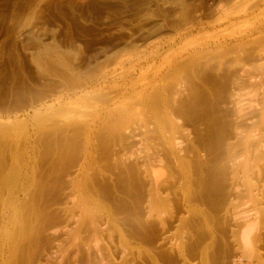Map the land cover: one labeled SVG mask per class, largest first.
<instances>
[{"label":"rangeland","instance_id":"obj_1","mask_svg":"<svg viewBox=\"0 0 264 264\" xmlns=\"http://www.w3.org/2000/svg\"><path fill=\"white\" fill-rule=\"evenodd\" d=\"M0 264H264V0H0Z\"/></svg>","mask_w":264,"mask_h":264}]
</instances>
